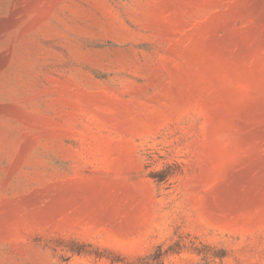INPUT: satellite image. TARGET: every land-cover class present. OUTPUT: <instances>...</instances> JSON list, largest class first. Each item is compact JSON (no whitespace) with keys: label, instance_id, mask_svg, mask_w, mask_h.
I'll return each instance as SVG.
<instances>
[{"label":"rangeland","instance_id":"rangeland-1","mask_svg":"<svg viewBox=\"0 0 264 264\" xmlns=\"http://www.w3.org/2000/svg\"><path fill=\"white\" fill-rule=\"evenodd\" d=\"M0 264H264V0H0Z\"/></svg>","mask_w":264,"mask_h":264}]
</instances>
